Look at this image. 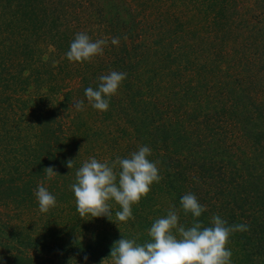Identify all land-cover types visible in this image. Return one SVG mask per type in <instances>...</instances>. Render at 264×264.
Listing matches in <instances>:
<instances>
[{
    "label": "trees",
    "instance_id": "1",
    "mask_svg": "<svg viewBox=\"0 0 264 264\" xmlns=\"http://www.w3.org/2000/svg\"><path fill=\"white\" fill-rule=\"evenodd\" d=\"M114 2H117L118 11L112 12L118 14V19L127 23L138 16L137 24L141 31L137 35L129 33V37L115 33L101 37L106 31L96 29L93 34L107 41L103 54L86 64L84 70L87 75L81 73L79 87L62 91L60 99L47 104L50 109L42 106L41 110L46 115L50 111L55 112V127L51 128L46 120L30 121L28 113L21 121L25 129L35 128V146L41 148L46 145L48 148L46 152L28 155V170L20 175H10L7 185L21 192V215H28L30 220L37 216L34 219L39 225L31 228L19 221L18 224H8L6 220H0V264H39L38 255H30L26 249L39 251L40 247L70 252L79 257L86 255L96 262L100 258H111V248L122 236L141 245L150 242L148 230L159 211H164L159 215H165L174 207L178 209L179 220H187L182 222L183 225L187 227L189 222L191 226L192 214H185L181 203H177L191 191L198 198L197 190L202 185L219 187L220 198L229 199L230 211L241 208L235 207L239 201L248 200L237 220H264V199L261 204L255 201L264 191V0H169L166 5L178 10V15L168 8L164 12L143 13L136 0ZM104 4L101 0H0V27L4 26L0 29V111L8 101L7 108L12 113L26 87L37 84L31 71L51 66L50 56L55 48L61 55L56 62L57 67L62 61L67 63V75L74 70L66 52L79 31L61 28L62 24H66L68 18L78 20L75 11H81L83 22H90L94 18L87 11L92 7L103 11ZM105 12L110 24L113 16L109 9ZM177 16L181 24L177 23ZM27 19L39 27L43 24L44 28L48 25L47 29H55L48 32L44 40V46L53 47L47 52V59L41 58V49L37 50L33 43L31 49L25 48L19 30L25 21L28 22ZM150 21L154 24L146 29L145 25ZM56 23L60 24L59 28L52 26ZM11 25L15 28L9 29ZM94 35L91 39L98 38ZM113 38H118V44L112 43ZM40 42H43L42 38ZM147 60L154 67L152 76L144 74L146 68L142 63H148ZM129 62L139 66L136 68L138 76L129 86L138 90V102L147 101L156 108L167 97L172 110H175L173 102L174 106L179 104V110L173 114L161 108L152 113H149L152 110L142 112L152 121L157 117L146 129L148 137L155 139L143 145L151 149L148 159L159 162L157 167L162 179L151 185L148 195L142 197L138 204L132 205L135 219L118 221L115 213L121 209L114 201H109L113 213L111 220L107 217L91 218L90 215L82 219L70 188L76 182V171L89 158L97 159V154L109 149L110 144L122 152V158H126L123 151L128 148L130 139L145 130H139L133 124L128 127L121 125L127 118L124 104L127 99L117 100L116 94L111 97L109 109L101 112L94 109L85 96L86 88L97 87L100 75L110 71L123 72ZM164 77L167 78L159 80ZM55 81L59 89L69 86L68 80ZM125 84L122 81L121 85L125 87ZM129 88L125 87V91H131ZM73 92L77 96L69 99ZM80 100L84 101L83 108L77 110L74 105ZM182 107L190 113L184 115L180 110ZM4 117L0 116V124L6 123ZM108 117L111 120L105 122ZM162 120H167V124H160ZM11 121L14 123L15 120L11 118ZM20 124L7 130H16ZM227 128H233L247 150L236 157L232 170L214 176L206 174L198 179L196 164H210L212 152L217 148L222 150V156L223 149L228 148L230 157L233 149L227 143L229 141L220 139L226 136ZM5 130L0 128L2 133ZM50 138L54 139L52 145L49 144ZM35 146L31 144L30 148ZM69 159L73 160L71 169L67 167ZM105 160L108 159L104 155L100 162ZM35 163L44 167L33 171ZM49 166H54L58 173L51 180L46 175ZM189 183H194L196 191L188 189ZM39 184H43L56 198V206L47 213L39 211L35 196ZM248 187L249 190H244ZM222 188L229 189L224 192ZM161 198L173 206L163 205L159 201ZM203 215L206 217L204 220H211L213 215L221 217V212L210 209L197 219L201 220Z\"/></svg>",
    "mask_w": 264,
    "mask_h": 264
},
{
    "label": "rangeland",
    "instance_id": "2",
    "mask_svg": "<svg viewBox=\"0 0 264 264\" xmlns=\"http://www.w3.org/2000/svg\"><path fill=\"white\" fill-rule=\"evenodd\" d=\"M105 2L103 11H99L98 9H95L92 7V10H88L87 13H90L91 16H93V20H90V22H83L84 17H81V11H75L74 15L78 18L76 20L74 17L68 18L66 24H62L61 28H67L68 30H75L79 32H85L90 37L93 36V33H96V29H103L106 31V34H102V36H106L112 33L115 34H123L126 37H129V33L131 34H138L139 28H138V16L134 17V21H128L127 23L124 21H120L118 19V14L113 13L112 11H118V5L117 2L115 3L114 0H101ZM178 1V0H177ZM138 4H140V9L143 10V13L145 11L148 12H164L166 8H168L170 11L176 13L178 15V10H175L174 8L168 6L169 0H136ZM168 4L166 5V3ZM181 4V3H179ZM98 6V5H97ZM109 9V13L113 16V21L109 24V20L107 18V14L105 10L107 11ZM105 12V13H104ZM72 16V15H71ZM70 16V17H71ZM116 19V20H115ZM175 19H177V23L179 22V17L177 16ZM28 20V19H27ZM83 20V21H82ZM19 24V23H18ZM47 24V23H46ZM150 24H154L153 21H150L147 25H145L146 29H150ZM54 27L60 26V24H52ZM49 26L47 25L45 28L43 24L39 27L37 23H31L29 20L28 22L25 21V25L20 27L21 32V39L23 40L25 44V48L31 49V43L32 45H36L37 50L41 49V58L47 59V52L52 50L53 47L51 45L44 46V40L47 38V33L52 32L55 30L53 27L50 29H47ZM4 26L0 27V29H3ZM6 28V27H5ZM11 28H15V26L11 25ZM55 33V32H53ZM24 37H23V36ZM98 38H93L92 40L95 41L99 39L100 35H94ZM43 39V42L41 43L40 40ZM32 52V51H31ZM30 52V53H31ZM3 54V52L1 53ZM34 55L36 53L34 52ZM132 55V53H131ZM51 57V66L47 67H39L34 68L31 71L32 79L35 78L37 80V84L29 85L26 88V92H24V96L20 97V100L18 103H16V106L14 107V110L9 112L7 108V102L5 103V107L0 111V116L5 115V124H0V128H6L4 133L0 131V220H6L8 224H18V221L21 222L23 226H30L31 228L37 227L39 223L37 219V216H35L32 220L29 219L28 215H21V209L22 207L19 205V195H21V192L13 189L12 187H8L7 183L9 180L10 175L15 176L16 174L26 172L28 170L26 166V158L30 154H39L41 151L46 152L47 146L44 145L41 148L35 146V140L37 139V133L35 131V128L33 129H26L23 127V123L21 121L23 120V117L25 114H29V120L34 121L36 123L40 121H49L50 127L54 128L56 125L57 117L55 116L54 111H50L47 113V115L41 110L42 106L44 109H46L47 104L53 103L56 100L60 99V93L64 90L68 89H75L79 87V76L84 74L86 71L84 68H86V64L89 62L79 63V62H73L72 66L74 67L73 71L70 72L68 75L66 74V70H68L67 63L61 62L59 67H57L58 60H60V50L54 49ZM49 57V58H50ZM98 58V57H97ZM148 63H145L143 61L142 65L144 68V74L149 73L150 76L153 73V65L150 63L149 60H147ZM91 62V61H90ZM115 63H112L114 66ZM124 64H121L123 66ZM136 68H139L137 63H126L123 72H125L126 79L125 81V87L126 89L129 88L130 83L137 78V70ZM82 73V74H81ZM147 74V75H149ZM34 76V77H33ZM66 78V79H64ZM164 78H159L160 81H162ZM55 79L59 82L60 80H68L69 86L67 88L59 89L57 88L55 83ZM152 79V78H151ZM46 82H52V83H46ZM64 82V81H63ZM125 87L123 85H120L118 92H117V100H121V98L127 99L124 104L126 105V113L127 118L123 120V123L121 124L123 127H128L130 124L135 125L136 127L141 129H145L143 133L138 132V134H135L130 139L128 148H125L123 152H125L127 155L126 158L129 156V154L133 151H137L139 146H142L143 143L149 144L154 141L155 138H149L146 129H148L149 124H153L154 120H156L157 117L153 118L152 121L151 118L146 117L142 115V112L145 110H152L149 111V113H152L155 110L163 109V111H167L170 114L175 113V110L179 106H174L173 109L171 108V101L167 99V97H164V100L160 103L162 105H158L156 108L153 107L152 103H148L146 101L143 103L138 102L139 94L138 90L135 88H131V91H125ZM129 88V89H130ZM169 90L167 93L173 91ZM166 93V94H167ZM181 95V94H180ZM76 95V92L73 94H69V99H73ZM182 99H180V103L182 102ZM70 101V100H69ZM182 106V105H181ZM49 108V107H48ZM130 108L132 110H130ZM50 109V108H49ZM179 109H177L178 111ZM182 110L184 115L189 114L187 113L186 107H182ZM27 114V115H28ZM140 117L133 118V116ZM216 117V116H215ZM214 117V118H215ZM15 120L14 123L11 121ZM106 120L105 122H109L111 119ZM181 121V119H180ZM167 120H162L160 124H167ZM173 122V121H172ZM18 125V128L16 130L11 129L7 130L11 126V128L15 127V124ZM29 124H31L29 122ZM228 132L226 133V136L224 138H220L222 140L229 141L227 142L230 147L233 149L232 152H230L228 157V148H222L223 149V156L222 150L217 148L216 151H213V156H211V163H201L198 162L196 164L198 169V179H200L202 176H206V174L209 175H216L220 174L222 172H228L229 169H233L234 160L236 157H238L240 154L242 155V152L247 150V148H243L244 145H242V140H239V138L236 137L235 133L233 132V128H227ZM230 132V133H229ZM54 142L53 138H50L49 144L52 145ZM34 145L35 148L32 149L30 146ZM123 144V143H122ZM228 145V146H229ZM144 146V145H143ZM109 149H104L100 155L97 154V160L100 161V159L105 155L109 162L115 160L117 156H120L122 158V152H118V150H115L113 148V145H109ZM128 151V152H127ZM242 151V152H241ZM227 157V158H226ZM149 158V157H148ZM233 159V160H232ZM216 163V164H212ZM44 167L41 163H35L32 170L37 171L42 169ZM119 171V168L116 169ZM233 172V171H232ZM20 175V174H19ZM233 177H235V174H231ZM220 179V178H219ZM196 183V182H195ZM190 184V183H189ZM257 184V183H256ZM258 185V184H257ZM190 187L188 189H195L194 183L189 185ZM225 192L229 188H222ZM236 190V189H234ZM244 190H249L248 188H245ZM196 191V189H195ZM238 191V189H237ZM257 191V188L255 189ZM192 192V191H191ZM197 193L198 201L206 206V211L212 210L213 212H221V218L226 220L228 222V225H234V224H247L249 226V231H236L233 232L229 237V243L226 245L228 249L231 250L232 256H231V264H264V220H237L239 219V213L241 210H244L246 207L248 200H242L235 205V207L240 206L241 208H237L233 211H230V204L229 199H221V191L219 187L215 186L214 184H210V186L202 185L198 190ZM261 193V192H260ZM264 199V191L260 194L259 197L255 198V201L258 204H261V201ZM159 201H162L163 205L166 206H173L168 204L164 198L159 199ZM177 203V202H176ZM177 204H180L178 201ZM230 206V207H229ZM234 207V206H233ZM178 211V209L176 210ZM164 211H159L157 215L155 216V220L161 217H165L167 214L159 215V213H163ZM210 213V211L208 212ZM154 215H152L153 217ZM183 218V217H180ZM206 218L204 215L202 217V223L204 226H211V220H204ZM153 220L152 222H154ZM199 220V221H201ZM187 220H179L178 222L180 224L185 223ZM183 222V223H182ZM14 226V225H12ZM190 227V224L188 222V226ZM150 229V228H149ZM25 250V249H23ZM26 252L30 255L37 254V258L39 260V264H113L112 258H100L99 261L96 262V260H84V256L79 257L78 255L72 254L70 252L64 253L60 250L51 251L48 250L46 247H40L39 251H35L34 249H26ZM96 262V263H95Z\"/></svg>",
    "mask_w": 264,
    "mask_h": 264
},
{
    "label": "clouds",
    "instance_id": "3",
    "mask_svg": "<svg viewBox=\"0 0 264 264\" xmlns=\"http://www.w3.org/2000/svg\"><path fill=\"white\" fill-rule=\"evenodd\" d=\"M118 42V38L112 39L114 45ZM106 43L103 39L93 41L87 33L78 32L70 43L66 57L71 62H90L103 54ZM126 75L125 72L117 71L100 75L95 89H85L88 103L94 109L106 112L111 97L117 94ZM83 104L84 101L80 100L74 106L82 110ZM150 155L151 149L142 145L127 158L117 156L111 162H100L91 157L85 161L75 173L76 182L70 185L80 218L90 215L91 218L110 219L113 213L109 201H114L121 209L115 213L118 221L135 219L132 205L138 204L142 197L148 195L151 185L162 179L157 167L159 162L150 161ZM67 167H73L72 159L67 161ZM57 174L54 166L46 168L49 180ZM35 196L41 213H47L56 206L55 196L43 184L37 186ZM180 203L185 214H192L193 223L190 227L178 222V213L171 207L165 217L156 219L151 225L148 230L150 242L141 245L123 236L115 241L109 254L113 264H231L232 252L226 247L229 237L236 231H249V226L228 225L219 215L211 217V226H204L197 218L206 211V206L194 194L189 192L183 195ZM87 259L85 255L84 260Z\"/></svg>",
    "mask_w": 264,
    "mask_h": 264
}]
</instances>
